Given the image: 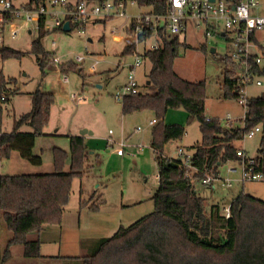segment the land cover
Segmentation results:
<instances>
[{"label": "rangeland", "instance_id": "rangeland-1", "mask_svg": "<svg viewBox=\"0 0 264 264\" xmlns=\"http://www.w3.org/2000/svg\"><path fill=\"white\" fill-rule=\"evenodd\" d=\"M21 1L25 0H16ZM261 1L262 4L255 10L258 14H264V0ZM146 10H149L147 6L138 3L126 7L127 13ZM124 23L128 21L115 17L87 24L84 34L77 28L67 33L62 30L49 31L42 38L43 48L50 53L45 74H42L35 55L29 53L31 41L38 35L35 28L31 33L22 30L16 38L6 41L9 47L24 53L20 58L2 59L0 56V71L10 79L7 86L13 89L8 100L0 101V133L10 132L15 120L30 110L32 91L39 88L54 95L48 123L43 134L35 138L33 147V152L42 158L41 164L30 163L14 150L8 157L0 156V175L51 172L52 147L58 146L69 154L66 134L79 133L83 128L101 134L100 140H84L87 151L93 150V153H88V168L81 178L73 179L70 199L64 207L60 223L48 225L40 231L38 238L43 253L54 256L84 255L89 242L110 237L120 227H126L154 210L152 196L158 186V178L154 152L149 144L153 128L149 120L157 118L156 111L143 108L123 113L121 101L115 99V95L124 92L128 66L134 62L136 55L152 43V39L139 44L138 53L133 49L122 55L127 46L122 29ZM114 28H118L116 32H112ZM180 39L190 47L179 50L173 68L186 80L205 81L206 118H218L224 127H228L230 125L225 122L230 117L231 125L242 126L240 117L244 112L243 106L236 99L222 95L223 70L228 67L222 57L229 54L232 48L230 42L217 35L205 40L201 30L192 26L180 35ZM51 41L55 45H51ZM202 42L206 44L205 52L198 49ZM211 48L215 49L214 52ZM88 53H93V56H86ZM76 55H85V61L76 63ZM95 59L99 62L95 70L90 71L89 65ZM63 64L67 71L60 70ZM150 67V61L143 59L134 72L142 93L147 91L146 81L150 82ZM64 75L67 82L62 80ZM260 80L261 85L256 86L253 82L246 87L248 98L264 92V76ZM160 120L165 124H180L185 129L181 139L171 140L163 146V155L178 158L176 151L179 147L184 153L192 155L201 139L199 122L189 118L182 107L168 108ZM19 130L29 131L30 127L22 125ZM103 136L111 138L108 145ZM261 137L259 134L252 138L240 137L233 144L255 155L260 148ZM121 139L127 142L124 140V153L118 154L115 149L118 148L117 141ZM69 162L68 157L65 169ZM228 165L221 167L220 175L228 179L237 178L240 171L237 162L230 161ZM232 166L236 169L228 171ZM195 188L205 197L207 204H229L241 190L264 200V179L234 181L231 186H223L217 181L214 189L195 183ZM94 202L98 207L89 208ZM10 235L0 216V264H40L34 258H25L19 244L10 246L12 259L3 262L6 239ZM36 237V232L28 235L30 239ZM44 259L41 264H61L62 261L54 257Z\"/></svg>", "mask_w": 264, "mask_h": 264}, {"label": "trees", "instance_id": "trees-1", "mask_svg": "<svg viewBox=\"0 0 264 264\" xmlns=\"http://www.w3.org/2000/svg\"><path fill=\"white\" fill-rule=\"evenodd\" d=\"M26 1L30 8L44 2ZM134 1L151 11L161 12L164 9L165 0ZM37 31L29 53L35 55L42 74H45L50 53L43 48L42 38L51 29L45 28L41 20ZM158 34L159 47L142 55L151 63L150 82L145 84L147 91L125 95L121 101L123 113L143 108L156 111L157 118H153L155 122L149 140L158 178V186L152 196L154 210L128 226L120 227L110 237L89 242L84 255H41L40 231L48 225L60 223L64 207L70 199L73 179L81 178L88 168V152L83 136L67 135L69 154L60 147H53L51 172L0 175V216L11 234L6 239L3 262L10 257V246L19 244L25 258L54 257L60 258L63 264H264V200L241 190L228 204L230 215L226 217L221 204H207L205 197L195 188V183H201L206 174L222 177V166L230 161L238 162L237 147L233 144L235 139L257 124L264 127V92L248 98L243 126L224 127L218 118L207 120L204 113L207 98L205 81L186 80L173 68L179 50L190 45L178 35L171 37L162 30ZM149 35L150 32L140 38ZM133 49V45L126 46L122 55ZM198 49L205 52L206 44L202 42ZM23 54L8 45L0 48L2 59L20 58ZM222 60L228 64L223 70L222 95L236 99L234 63L227 54ZM74 65L77 66L76 63ZM60 70L64 72L68 68L63 64ZM253 70L258 76H264V62H253ZM8 82L10 79L0 71V101L8 100L13 92L7 86ZM2 96L5 99L1 100ZM30 97V110L15 120L10 132L0 134V156L8 157L11 151L16 150L22 158L39 165L42 158L33 152L34 142L37 136L43 134L48 123L54 95L37 88L30 93ZM176 107L184 108L189 118L199 122L201 139L190 160L191 166L196 169L194 172L177 158L162 154L167 142L181 139L185 133L182 125L165 124L160 120L168 108ZM22 125L29 126L30 130L20 131ZM68 157L70 162L65 169ZM254 169L264 173V136L255 154ZM97 207L95 202L89 205V208ZM31 232H36L37 237L28 238Z\"/></svg>", "mask_w": 264, "mask_h": 264}, {"label": "built area", "instance_id": "built-area-1", "mask_svg": "<svg viewBox=\"0 0 264 264\" xmlns=\"http://www.w3.org/2000/svg\"><path fill=\"white\" fill-rule=\"evenodd\" d=\"M128 4L137 3L134 0H44L39 6L30 8L26 0L21 2L0 0V48L7 45V40L16 38L22 30L31 33L33 28L38 29L41 20L45 28L62 31L64 22L69 21L70 30L77 28L81 34H84L86 25L93 21L124 18L126 22L128 21L122 28L126 35L127 46L133 45L135 52L138 53L139 44H144L151 39L152 43L145 47L141 54L136 55L134 62L128 66L126 82L123 85L124 92L115 95L116 100L122 101L125 95L142 92L134 72L142 64L143 53L159 47V30L168 36L175 37L186 33L192 26L196 30H201L205 40L212 35H217L232 45L227 55L235 66L236 100L244 109L240 117L243 126L248 109L246 87L253 82L256 86L261 85L260 76L253 70V62L256 64L264 62V35H260V32H264V14L255 12L262 1L165 0L164 9L161 12L146 10L138 13H127ZM117 29L114 28L112 32H116ZM148 32H150L149 36L140 38ZM51 45H55V42L51 41ZM86 56L91 57L93 53H88ZM86 56L76 55L75 62H84ZM98 62L95 59L89 65L90 71L95 70ZM62 80L68 81L65 75ZM3 99L5 96L1 97V100ZM154 122L155 120L152 119L149 124L152 125ZM231 123L232 119L227 117L225 124L231 125ZM257 134L264 136V127L260 124L243 132L242 138H252ZM108 142H111V138H108ZM120 145L122 147V141ZM117 151L122 153L121 148ZM176 152L183 166L190 168L192 172L196 171L190 164L191 154L184 153L181 147ZM236 155L239 157L237 164L240 170L237 178L228 179V177H213L206 174L201 179V184L214 188L217 181L223 186H231L234 181L264 179V173L254 169L255 155L249 154L243 147L236 148ZM233 170L235 169H228V171ZM223 212L226 217L230 215L229 205L223 208Z\"/></svg>", "mask_w": 264, "mask_h": 264}, {"label": "crops", "instance_id": "crops-1", "mask_svg": "<svg viewBox=\"0 0 264 264\" xmlns=\"http://www.w3.org/2000/svg\"><path fill=\"white\" fill-rule=\"evenodd\" d=\"M105 21V20H104ZM95 21H93V22H91V23H94ZM65 32V31H64ZM67 33V32H66ZM260 35H264V32H260ZM152 120V119H151ZM151 120H149V122L151 121ZM153 125V124H152ZM67 135H79V133H68V134H66V136ZM81 136H83V138H84V140H86V139H88V138H90V139H94V140H100L101 139V134H97V133H95L94 131H91V133H86V134H84V135H81ZM103 138H104V140L106 139V141H105V143H106V145H108V137L107 138H105L104 136H103ZM126 142H127V140L126 139H124ZM124 140H119V141H117V143H118V148L117 149H119V148H121L122 149V153H119L118 151H117V149H115V151H116V153H118V154H123L124 153V149H125V141ZM123 142V145H122V147H120L119 145H120V142ZM58 147V146H57ZM53 148V147H52ZM151 148V147H150ZM88 153H93V150L92 151H87ZM162 154H163V150H162ZM168 158H170V157H168ZM101 162V159L99 160V163ZM228 163H230V162H227L226 164L228 165ZM225 164V165H226ZM229 166V165H228ZM230 168H233V169H236V167L235 166H232V167H230ZM53 170V169H52ZM228 204H226V205H223L222 204V206L221 207H225V206H227ZM22 248V247H21ZM22 252V251H21ZM40 253H41V255H43V256H54V255H49V254H46V253H43V252H41V247H40ZM59 256V255H58ZM11 260L12 259V249H10V257L8 258V260ZM57 259H59V258H57ZM8 260H6L5 262H7ZM34 261H38L40 264L41 263H43V261H45V259L44 258H35V260ZM59 261V260H58ZM61 264H63L62 263V261H61Z\"/></svg>", "mask_w": 264, "mask_h": 264}, {"label": "water", "instance_id": "water-1", "mask_svg": "<svg viewBox=\"0 0 264 264\" xmlns=\"http://www.w3.org/2000/svg\"><path fill=\"white\" fill-rule=\"evenodd\" d=\"M63 31L68 32L70 30L69 21H65L62 27ZM214 48H211V51L214 52ZM146 84H149V81H146ZM86 133H91L90 130L83 128L79 131V135H84ZM179 160V158H177Z\"/></svg>", "mask_w": 264, "mask_h": 264}]
</instances>
